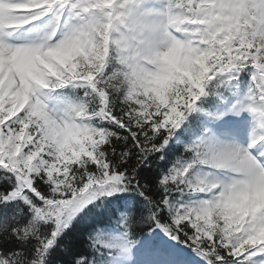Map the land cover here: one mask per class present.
<instances>
[{"label":"snow or ice","instance_id":"6c2138e0","mask_svg":"<svg viewBox=\"0 0 264 264\" xmlns=\"http://www.w3.org/2000/svg\"><path fill=\"white\" fill-rule=\"evenodd\" d=\"M0 264H264V0H0Z\"/></svg>","mask_w":264,"mask_h":264}]
</instances>
